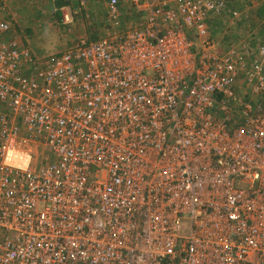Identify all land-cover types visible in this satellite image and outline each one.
I'll use <instances>...</instances> for the list:
<instances>
[{
	"label": "built area",
	"instance_id": "built-area-1",
	"mask_svg": "<svg viewBox=\"0 0 264 264\" xmlns=\"http://www.w3.org/2000/svg\"><path fill=\"white\" fill-rule=\"evenodd\" d=\"M101 1L59 55L0 20V264H264V44L217 52L230 0Z\"/></svg>",
	"mask_w": 264,
	"mask_h": 264
},
{
	"label": "rangeland",
	"instance_id": "rangeland-1",
	"mask_svg": "<svg viewBox=\"0 0 264 264\" xmlns=\"http://www.w3.org/2000/svg\"><path fill=\"white\" fill-rule=\"evenodd\" d=\"M10 1L13 28L22 38L25 35L32 53L39 58L62 54L83 40H96L107 33L101 0H86L85 7L80 0H68L69 5L60 10L52 0ZM123 6L125 13L132 12L128 4ZM235 12L238 17L233 15ZM64 14L72 15L73 21L66 24ZM19 25L25 26L24 33ZM130 25L127 21L124 27ZM209 36L220 54L232 49L253 54L254 48L264 44V0H230L224 14L211 20Z\"/></svg>",
	"mask_w": 264,
	"mask_h": 264
},
{
	"label": "crops",
	"instance_id": "crops-1",
	"mask_svg": "<svg viewBox=\"0 0 264 264\" xmlns=\"http://www.w3.org/2000/svg\"><path fill=\"white\" fill-rule=\"evenodd\" d=\"M2 4V5H1ZM12 2L10 0H1L0 1V20L9 22L12 25ZM5 14V15H4ZM14 18V17H13ZM19 27L20 31L25 29V26L22 25L17 26ZM23 32V31H22ZM24 33V32H23ZM22 40L27 43L28 45V39L23 35ZM29 46V45H28ZM33 52V51H32ZM34 53V52H33ZM37 56V55H36Z\"/></svg>",
	"mask_w": 264,
	"mask_h": 264
},
{
	"label": "trees",
	"instance_id": "trees-1",
	"mask_svg": "<svg viewBox=\"0 0 264 264\" xmlns=\"http://www.w3.org/2000/svg\"><path fill=\"white\" fill-rule=\"evenodd\" d=\"M54 4L60 10V8H63L65 6H68L69 5V1L68 0H56L54 2ZM57 14L60 16V12H57ZM98 35H99V33H98Z\"/></svg>",
	"mask_w": 264,
	"mask_h": 264
}]
</instances>
